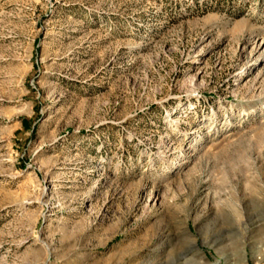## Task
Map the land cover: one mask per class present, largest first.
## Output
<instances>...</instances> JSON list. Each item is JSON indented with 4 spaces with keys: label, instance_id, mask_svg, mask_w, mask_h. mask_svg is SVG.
Listing matches in <instances>:
<instances>
[{
    "label": "rangeland",
    "instance_id": "rangeland-1",
    "mask_svg": "<svg viewBox=\"0 0 264 264\" xmlns=\"http://www.w3.org/2000/svg\"><path fill=\"white\" fill-rule=\"evenodd\" d=\"M0 264H264V0H0Z\"/></svg>",
    "mask_w": 264,
    "mask_h": 264
}]
</instances>
